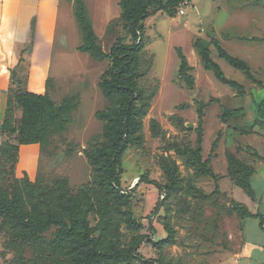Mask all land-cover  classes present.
Here are the masks:
<instances>
[{
    "label": "rangeland",
    "instance_id": "1",
    "mask_svg": "<svg viewBox=\"0 0 264 264\" xmlns=\"http://www.w3.org/2000/svg\"><path fill=\"white\" fill-rule=\"evenodd\" d=\"M39 1L36 8V0H22V29L14 68L17 79L25 84L30 69L27 56L32 53V68L42 71L47 79L45 83L29 79L25 86L47 93L52 103L59 106L60 119L42 145H19L17 173L8 174L5 159L0 156V194L8 200L17 196L22 211L31 218L35 209L42 215L54 213L68 218L71 213L64 203L77 201V214L87 219L91 237L102 250L134 249L152 260L151 264H214L215 258L233 244L240 218L231 206L243 205L241 198L246 194L226 173L222 175L226 167L222 152L225 133L232 132L221 127L224 121L217 113L223 107L247 109L251 98L252 110L256 112L255 105L264 101V89H252L246 97L236 96L235 88L218 81L212 71L203 67L192 41L209 36L229 54L245 61L253 79L218 58L216 49L210 47L211 58L225 76L249 87V80L264 79V37L257 38L264 36V3L183 0L186 4L173 7L172 16L157 11L142 21L137 76L130 75L128 80L142 89L143 97L151 91L152 98L145 112L144 101L136 102V129L116 167L121 188L131 190V196L122 199L108 192L97 162L88 157L108 145L107 117L97 118L96 111L114 110L123 102L118 94L104 98L98 87L111 62L108 58L94 60L77 49L83 40L74 17V0ZM83 2L96 43L104 52H109L118 40L131 42L128 26L120 18L119 0ZM179 8L184 14L178 13ZM177 47L194 67L192 90L178 77ZM9 97L11 122L16 124L21 110L13 103V94ZM200 106L202 157L210 160L212 153L217 157L211 167L219 175L218 194H212L214 180L209 176L196 177L194 169L187 167L172 148H197L195 128ZM4 111L5 108L0 109V142L15 143V133L1 131ZM246 122L242 123L244 133L248 129ZM164 167L173 169L175 176L168 195L161 188L170 182ZM21 232L12 219L0 217V264H75L87 249L77 234L64 238L57 246L55 226L32 239L22 237ZM167 237V243H153ZM102 264L143 263L131 259ZM219 264H229V255Z\"/></svg>",
    "mask_w": 264,
    "mask_h": 264
},
{
    "label": "trees",
    "instance_id": "2",
    "mask_svg": "<svg viewBox=\"0 0 264 264\" xmlns=\"http://www.w3.org/2000/svg\"><path fill=\"white\" fill-rule=\"evenodd\" d=\"M183 0H119L120 18L128 26V34L131 42L124 43L121 40L116 41L110 47L109 52H104L96 43V36L92 26V22L88 16V11L83 0H74V17L82 34L83 42L77 47L81 52L88 53L94 60L108 58L111 66L104 71L98 82V87L104 98H109L114 94H118L123 98L122 105L114 110L106 112L96 111L97 118L107 117L105 134L108 139L106 147L98 149L94 153H90L88 157L96 161L100 170L101 181L108 192L114 194L118 198L128 199L131 196V190L125 191L121 188L119 180L116 175V167L120 162L121 154L126 146L131 143L132 135L135 132L136 124L134 121L136 112V102L138 99L144 101V112L149 105L152 98V92L143 97L142 89L128 80V77L137 76V67L139 65L138 52L142 45V21L149 15L157 11H163L172 16L173 7ZM193 48L196 50L203 67L212 71L214 77L232 88L242 90V85L227 78L221 70L218 63L211 58L210 45L216 49L217 56L226 61L234 68L243 70L249 78L253 76L249 70L248 65L242 59L229 54L223 49L215 39L206 41L202 38H195L192 41ZM176 55L179 59L178 77L183 81L187 89L192 90L194 85V77L190 73L191 67L188 65L186 56L181 48H176ZM16 68H12V79L16 82L15 86L10 89V94H13V103L21 110V116L16 124H12L11 118L13 116L12 101L10 97L6 103L3 120L1 123V131L3 133L14 134L15 143L0 142V156L5 159L7 164L6 172L12 174L15 171L18 162V148L19 145L26 144H41L46 140L47 135L52 126L57 125L60 115L56 113L55 105L45 94H36L28 91L25 84L21 83L16 77ZM9 94V95H10ZM257 121L264 124V101H260L255 105ZM220 119L226 121L231 117L236 110H229L222 108ZM62 112V111H61ZM143 112V113H144ZM199 122L195 131L197 132V148L192 146L178 147L172 146L180 159L187 167L194 169L193 173L196 177L209 176L215 182V189L212 194L219 193L218 179L216 174L210 166L209 158L202 157V106L198 109ZM154 126L156 125L153 122ZM183 124V123H182ZM183 126V125H182ZM215 146V142L212 147ZM249 149V148H248ZM258 157V154H253ZM226 159V175L240 186L247 195H251L249 185V177L253 172L251 166L245 164L236 158L231 152H225ZM164 172L168 175L169 183L162 186L166 189L167 195L170 193V185L175 180L174 170L169 167H164ZM154 183V182H152ZM210 194V195H212ZM210 195H203L206 198ZM224 195V194H221ZM79 203L74 201L72 203L65 202L64 207L71 214L65 218L59 214L47 213L42 215L39 210H34L33 218L25 214L19 204L17 196L8 200L5 195L0 194V217L5 219H12L22 231V237L37 238L40 233L48 230L52 226L57 228L56 245L59 246L61 240L77 234L83 244L87 245L84 257L75 261L78 264H102L113 262L117 260H131L139 259L143 264H151L152 260L145 259L139 252L134 249L128 251L102 250L97 244L96 239L91 237L92 228L88 221L81 215L77 214ZM240 218L244 219L250 213L243 205L235 203L231 206ZM136 228V224H132ZM169 242V237L153 242L155 245H161Z\"/></svg>",
    "mask_w": 264,
    "mask_h": 264
},
{
    "label": "crops",
    "instance_id": "3",
    "mask_svg": "<svg viewBox=\"0 0 264 264\" xmlns=\"http://www.w3.org/2000/svg\"><path fill=\"white\" fill-rule=\"evenodd\" d=\"M260 1L264 3V0H260ZM39 5H40V1L36 0V8H39ZM21 7H22V0H0V109L2 108L4 109L6 107V103L8 101L10 94V89H12L16 84V82L12 79L11 70L14 67V64L17 60L16 52L19 43L18 37H19V31L22 29V24H20ZM263 37L264 36L257 38H263ZM210 39L211 38L208 36L204 40L209 41ZM210 47L213 46L210 45ZM222 48L225 49L224 47ZM233 56H237V55H233ZM27 59L30 62V69L25 84L29 82L28 81L29 79L32 80L33 82L35 81V83L36 82L45 83L47 76H45L42 71H38L32 68L33 67L32 53L31 55L29 54L27 56ZM188 65L191 67L190 73L192 74L194 67L189 63V61H188ZM44 72H46V69L44 70ZM249 82L251 83L249 87H244L241 84L242 90L236 89L237 90L236 96L246 97L248 94L251 93L252 89L255 90L257 88L264 89V79L260 81L254 79V82L250 80ZM194 83H195V79H194ZM25 88L32 93L43 94V93L31 91L26 86ZM252 102L253 99L251 98V100H249L247 109L227 108L229 110H236V112L226 121H224V126H221V127H226V131L230 129L232 132L229 135L225 133L226 144L224 145V148L222 150V152L224 153L225 164H226L225 152L229 151L236 158H238L245 164L252 167L253 172L249 177V185L252 194L251 195L245 194L243 195V198H241V202L243 206L250 213V215L246 216L244 219L239 221L237 230L233 237V244L230 250L226 251V253L224 254H221L218 258H215L214 264L221 263L223 258L228 255H229V264H264V124L259 123L257 121L256 112L252 110ZM222 112L223 111L221 110L220 113H217L219 119ZM243 120L245 121L247 120L246 122L248 124L247 133H244L245 131L241 130L242 127H244L242 125L245 123V122L243 123ZM220 123L223 122L220 121ZM202 135H204L203 124H202ZM228 139L229 142H227ZM202 142H203V136H202ZM36 145L39 146L38 143ZM215 152L217 153V151ZM254 153L258 154L260 158L255 157L253 155ZM18 157H19V148H18ZM215 158H217L215 156V153H212L210 159L211 160L210 166L214 165L213 159ZM18 165H19V159L15 168L16 173H17ZM212 169L214 170L213 167ZM225 173H226V167L222 175H225Z\"/></svg>",
    "mask_w": 264,
    "mask_h": 264
},
{
    "label": "built area",
    "instance_id": "4",
    "mask_svg": "<svg viewBox=\"0 0 264 264\" xmlns=\"http://www.w3.org/2000/svg\"><path fill=\"white\" fill-rule=\"evenodd\" d=\"M186 3L184 2V3H182V5H185ZM178 13H180V14H184V11H183V9L182 8H179L178 9Z\"/></svg>",
    "mask_w": 264,
    "mask_h": 264
},
{
    "label": "water",
    "instance_id": "5",
    "mask_svg": "<svg viewBox=\"0 0 264 264\" xmlns=\"http://www.w3.org/2000/svg\"><path fill=\"white\" fill-rule=\"evenodd\" d=\"M56 113L59 112V106H55ZM189 127H192V124H189Z\"/></svg>",
    "mask_w": 264,
    "mask_h": 264
}]
</instances>
